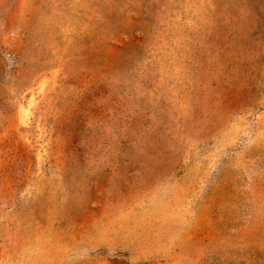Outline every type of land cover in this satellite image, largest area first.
Returning <instances> with one entry per match:
<instances>
[{"label":"rangeland","instance_id":"374dc122","mask_svg":"<svg viewBox=\"0 0 264 264\" xmlns=\"http://www.w3.org/2000/svg\"><path fill=\"white\" fill-rule=\"evenodd\" d=\"M0 264H264V0H0Z\"/></svg>","mask_w":264,"mask_h":264}]
</instances>
